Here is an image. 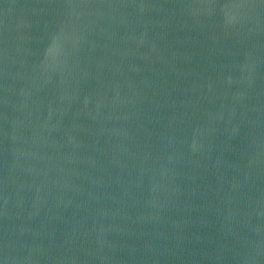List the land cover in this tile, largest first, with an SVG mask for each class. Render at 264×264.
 I'll list each match as a JSON object with an SVG mask.
<instances>
[{
	"label": "water",
	"instance_id": "1",
	"mask_svg": "<svg viewBox=\"0 0 264 264\" xmlns=\"http://www.w3.org/2000/svg\"><path fill=\"white\" fill-rule=\"evenodd\" d=\"M0 264H264V0H0Z\"/></svg>",
	"mask_w": 264,
	"mask_h": 264
}]
</instances>
